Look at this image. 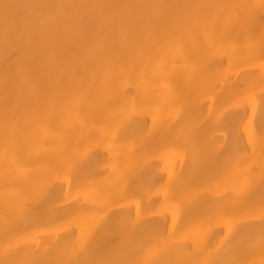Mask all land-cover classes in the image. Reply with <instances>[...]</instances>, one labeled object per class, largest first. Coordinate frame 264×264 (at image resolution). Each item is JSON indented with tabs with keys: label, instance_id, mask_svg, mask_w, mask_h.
I'll return each mask as SVG.
<instances>
[{
	"label": "bare ground",
	"instance_id": "6f19581e",
	"mask_svg": "<svg viewBox=\"0 0 264 264\" xmlns=\"http://www.w3.org/2000/svg\"><path fill=\"white\" fill-rule=\"evenodd\" d=\"M7 2L101 7L0 19V264H264L261 0Z\"/></svg>",
	"mask_w": 264,
	"mask_h": 264
},
{
	"label": "snow or ice",
	"instance_id": "6c2138e0",
	"mask_svg": "<svg viewBox=\"0 0 264 264\" xmlns=\"http://www.w3.org/2000/svg\"><path fill=\"white\" fill-rule=\"evenodd\" d=\"M261 8L264 9V0H261ZM101 7L100 5L96 4H86V3H65V2H51L46 4H34V3H18V4H10L7 2V0H0V19H2L5 23L6 30L10 29L12 26H14L18 20H22L24 27H31L34 25H37L40 23V17L37 15V11L39 9H49L52 10L54 15V20L58 24L64 25L67 24L70 19H72L69 16V10L71 9H89V8H97ZM189 7L202 9L207 7H212V5L207 4H196V5H189ZM248 7V6H243ZM26 9L28 10L29 14L25 15L22 18H19L17 16V13L19 9ZM236 20L233 17H228L223 21V25L225 27L232 26ZM102 25V22H100ZM199 23V20L195 16H187L184 17L182 20L178 21V24L180 25H197ZM213 27H215V24H213ZM235 50V49H234ZM226 139V138H225ZM220 147H225V145H220ZM201 158L199 156H195L193 158V167H198L200 164ZM261 183H264V175L261 176ZM137 215H139V204H137ZM259 219L262 224V232L260 237V243L264 245V203L261 205L260 213H259ZM175 217H173V227H175ZM234 222H229V235L232 233V224ZM228 237H225V240H227ZM89 241L88 236H84L80 243H79V249L82 251L87 246ZM223 246V242L222 245ZM167 248L166 243H161L159 245H156L153 248V252L156 255H160L163 253ZM24 264H168L165 260H157V261H143V262H134V261H128V260H87V261H80L79 259H69V260H44V261H26ZM202 264H221V262H218L214 258H209L202 262ZM222 264H240L239 261H227L222 262Z\"/></svg>",
	"mask_w": 264,
	"mask_h": 264
}]
</instances>
